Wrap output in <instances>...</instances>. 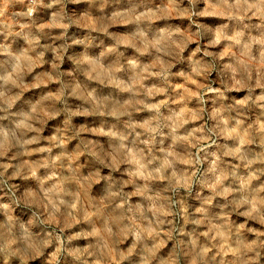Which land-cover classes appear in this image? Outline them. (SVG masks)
I'll return each mask as SVG.
<instances>
[{
	"label": "clouds",
	"instance_id": "clouds-1",
	"mask_svg": "<svg viewBox=\"0 0 264 264\" xmlns=\"http://www.w3.org/2000/svg\"><path fill=\"white\" fill-rule=\"evenodd\" d=\"M0 264H264V0H0Z\"/></svg>",
	"mask_w": 264,
	"mask_h": 264
}]
</instances>
